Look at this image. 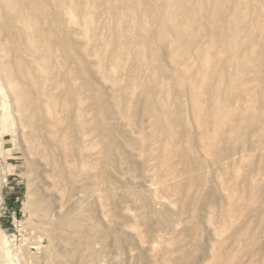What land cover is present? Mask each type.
Here are the masks:
<instances>
[{"label":"rangeland","instance_id":"rangeland-1","mask_svg":"<svg viewBox=\"0 0 264 264\" xmlns=\"http://www.w3.org/2000/svg\"><path fill=\"white\" fill-rule=\"evenodd\" d=\"M7 1L0 264H264V0Z\"/></svg>","mask_w":264,"mask_h":264},{"label":"bare ground","instance_id":"bare-ground-1","mask_svg":"<svg viewBox=\"0 0 264 264\" xmlns=\"http://www.w3.org/2000/svg\"><path fill=\"white\" fill-rule=\"evenodd\" d=\"M11 1L13 2V0H11ZM23 1H24V0H23ZM62 1H63V0H62ZM64 1H65V0H64ZM221 1H222V0H221ZM245 1H246V0H245ZM245 1H244V2H245ZM12 2H11V3H12ZM24 2H26V1H24ZM28 2H29V1H28ZM35 2H37V1L35 0ZM42 2H44V1H41V3H42ZM52 2H53V1H52ZM52 2H51V3H52ZM56 2H58V1L56 0ZM215 2H216V1H215ZM219 2H220V1H219ZM219 2H217L216 4L218 5ZM224 2H225V1H224ZM224 2H223V3H224ZM240 2H241V1H240ZM6 3L9 4V2H8L7 0H6ZM11 3H10V5H11ZM21 3L23 4L22 1H21ZM26 3H27V2H26ZM44 3H46V2H44ZM49 3H50V2H49ZM221 3H222V2H221ZM245 3H246V2H245ZM247 3H248V1H247ZM27 4H28V3H27ZM35 5H36V4H35ZM45 5H47V7H48V3L45 4ZM45 5L43 4V6L46 8ZM51 5H52V4H51ZM51 5H50V7H51ZM219 5H220V4H219ZM219 5H218V7L215 6V8L218 9V8H219ZM248 5H249V4H248ZM39 6H40V5H39ZM43 6L41 5V7H43ZM54 6H55V5H53V7H54ZM185 6H186V5H183V7H185ZM4 7L6 8V6H4ZM57 7H58V5H57ZM181 7H182V6H181ZM183 7H182V8H183ZM224 7H225V6H224ZM236 7L238 8V6H236ZM37 8H38V7H37ZM37 8H36V9H37ZM39 8H40V7H39ZM182 8H181V10H184V9H182ZM215 8H214V9H215ZM222 8H223V6H221V9H222ZM10 9H11V7H10ZM244 9H245V8H244ZM247 9H249V7H248ZM41 10H42V9H41ZM223 10H224V9H223ZM37 11H38V10H37ZM43 11H44V10H43ZM45 11H46V10H45ZM47 11H49V10H47ZM50 11H51V10H50ZM216 11H217V10H216ZM249 11H250V10H249ZM249 11H248V12H249ZM6 12H8V9H7ZM34 12H35V11H34ZM53 12H54V11H53ZM53 12H52V13H53ZM181 12H182V11H181ZM246 12H247V10H246ZM21 13H22V12H21ZM44 13H45V12H44ZM49 13H50V12H49ZM49 13H48V15L51 16L52 13H51V15H50ZM185 13H186V12L184 11L183 14H185ZM194 13H195V15H196V12H193V14H194ZM220 13H221V11H220ZM223 13H224V12H222V14H223ZM9 14H10V13H9ZM35 14H36V13H35ZM39 14H40V13H39ZM45 14H46V13H45ZM187 14H188V13H187ZM242 14H244V13H242ZM1 15H2V14H1ZM4 15H5V14H3V16H4ZM31 15H32V13H31ZM190 15L192 16V12H190ZM6 16H7V14L4 16V18H6ZM34 16H35L34 14L31 16L32 20H33V17H34ZM42 16H43V14H42ZM59 16H60V15H59ZM43 17H45V15H44ZM43 17H42V19H43ZM46 17H47V15H46ZM46 17H45V18H46ZM194 17H195V16H194ZM34 18L37 19L36 17H34ZM55 18H57V17L55 16ZM59 18H60V17H59ZM6 19H8V17H7ZM47 19H48V18H47ZM57 19H58V18H57ZM9 20H10V19H9ZM45 20H46V19H45ZM45 20H43V21L45 22ZM51 20H52L53 23H54V17L51 18ZM70 20H71V19H70ZM192 20L194 21V19H192ZM1 21H3V20L1 19ZM188 21H189V20H188ZM235 21H236V20H233V22H235ZM4 22H5V23H4ZM4 22H3V23L6 24V21H4ZM9 22H10V24L12 23L11 20L8 21V25H7V26H11V25H9ZM32 22H33V21H32ZM246 22H247V20H246ZM249 22H250V21H249ZM3 23H2V26H4ZM35 23H36V20H35L34 24H35ZM38 23H39V22H38ZM15 24H16V23H15ZM40 24H41V23H40ZM44 24H45V23H44ZM177 25H178V24H177ZM180 25H181V24H180ZM250 25H251V24H250ZM2 26H1V28H2ZM7 26H5V27H7ZM86 26H87V25H86ZM236 26H237V25H236ZM247 26H248V25H247ZM257 26H258V24H257ZM259 26H260V25H259ZM259 26H258V27H259ZM262 26H263V25H262ZM35 27H36V25H35ZM44 27H45V26H44ZM82 27H83V26H82ZM176 27H177V26H176ZM241 27H242V26L239 25L240 30H241ZM260 27H261V26H260ZM260 27H259V28H260ZM263 27H264V26H263ZM14 28H15V27H14ZM182 28L184 29V27H182ZM253 28H254V27H253ZM253 28H252V29H253ZM259 28H258V29H259ZM4 29H6V28H4ZM10 29H12V28H10ZM44 29H45V28H44ZM178 29H179V27H178ZM255 29H256V27H255ZM8 30H9V29H8ZM18 30H19V29H17V31H18ZM23 30H24V29H23ZM45 30H46V29H45ZM184 30H185V29H184ZM188 30H191V29H188ZM253 30H254V29H253ZM259 30H260V29H259ZM2 31L4 32V30H2ZM2 31H1V32H2ZM6 31H7V30H6ZM9 31H10V30H9ZM9 31H7V32H9ZM20 31H21V30H20ZM46 31H47V30H46ZM178 31H179V30H178ZM180 31H182V30H181V27H180ZM261 31H262V30H261ZM3 32H2V33H3ZM7 32H6V33H7ZM36 32H37V31H36ZM36 32H35V33H36ZM38 32H39V30H38ZM38 32H37V33H38ZM241 32H242V31H241ZM252 32H253V31H252ZM262 32H263V31H262ZM4 33H5V32H4ZM17 33H18V35L20 34V32H17ZM35 33H34V34H35ZM188 33H189V32H188ZM48 34H49V33H48ZM120 34H121V33H120ZM5 35H6V34H5ZM8 35H9V34H8ZM21 35H22V34H20L19 36H21ZM50 35H51V34H50ZM117 35H118V34H117ZM48 36H49V35H48ZM48 36H47V39H48ZM115 36H116V35H115ZM4 37H8V36H4ZM16 37H17V36H16ZM35 37H36V36H35ZM44 37H46V36H44ZM49 37H50V36H49ZM51 37H52V36H51ZM116 37H117V36H116ZM121 37H122V36H121ZM121 37H120V38H121ZM8 38H9V37H8ZM10 38H11V37H10ZM10 38H9V40H10ZM20 38H21V37H20ZM117 39H118V37H117ZM121 39H123V38H121ZM15 40H16V39H15ZM21 40H23V38H21L20 41H21ZM239 40H240V39H239ZM119 41H120V40H119ZM244 41H245V40H244ZM239 42H240V41H239ZM53 43H54V42H53ZM179 43H180V42H179ZM179 43H178V44H179ZM181 43H182V42H181ZM185 43H187V42H185ZM176 44H177V43H176ZM176 44H175V46H176ZM183 44H184V43H183ZM19 45H20V44H19ZM184 46H185V45H184ZM53 47H54V46H53ZM18 48H19V46H17V50H18ZM49 48H50V47H49ZM72 48H73V47H72ZM170 48H171V47H170ZM183 48H184V47H182V49H183ZM1 49H2V48H1ZM45 49H46V48H45ZM70 49H71V48H70ZM74 49H75V48H74ZM175 49H176V48H175ZM21 50H22V49H21ZM21 50H20V51H21ZM42 50H43V49H42ZM55 50H56V48H55ZM183 50H184V49H183ZM43 51H44V50H43ZM46 51H48V49H47ZM51 51H52V50H51ZM171 51H172V50H171ZM176 51H177V50H176ZM176 51H175V53H176ZM48 52H50V51H48ZM48 52H46V54H47ZM73 52H75V51H73ZM73 52H72V53H73ZM76 52H77V51H76ZM177 52H178V51H177ZM179 52H180V51H179ZM182 52H183V51H182ZM239 52H240V51H239ZM52 53H54V52H52ZM61 53H62V52H61ZM237 53H238V52H237ZM250 53H251V52H250ZM23 54H24V53H23ZM28 54H29V53H28ZM28 54H27V55H28ZM39 54H40V53H39ZM44 54H45V51H44ZM46 54H45V56H46ZM73 54H74V53H73ZM76 54H78V53H76ZM171 54H174V53H171ZM171 54H170V55H171ZM238 54H239V53H238ZM238 54H237V55H238ZM241 54H242V53H241ZM244 54H245V53H244ZM27 55H26V56H27ZM36 55H37V54H36ZM54 55H55V54H54ZM174 55L176 56V55H178V53H177V54H174ZM174 55H173V56H174ZM180 55H182V53H181ZM180 55H178L177 58H179ZM29 56H31V54H30ZM43 56H44V55H43ZM45 56H44L43 58H46ZM77 56H78V55H77ZM173 56H171V57H173ZM41 57H42V56H41ZM59 57H60V56H59ZM180 57H181V56H180ZM243 57H244V55H243ZM0 58H1V57H0ZM27 58H28V57H27ZM31 58H33V56H32ZM174 58L176 59V57H174ZM248 58H249V57H248ZM19 59H20V58H19ZM47 59H48V58H47ZM182 59H184V58H182ZM242 59H243V58H242ZM14 60H15V59H14ZM42 60H44V59H42ZM178 60H179V59H178ZM178 60H174V61H178ZM115 61H116V60H115ZM31 62H32V61H31ZM116 62H117V61H116ZM118 62H119V61H118ZM8 63H9V62H8ZM17 63H18V62H17ZM70 63H71V62H70ZM100 63H101V62H100ZM100 63H99V64H100ZM176 63H179V61L176 62ZM30 64H31V63H30ZM72 64H73V63H72ZM111 64H112V63H111ZM116 64H117V63H116ZM22 65H23V64H22ZM32 65H33V64H32ZM46 65H47V64H46ZM46 65H45V66H46ZM179 65H180V64H179ZM181 65H182V64H181ZM12 66H13V65H12ZM20 66H21V65H20ZM80 66H81V65H80ZM112 66H113V65H112ZM182 66H183V65H182ZM32 67H33V66H32ZM47 67L49 68V66H47ZM69 67H70V65H69ZM110 67H111V66H110ZM8 68L10 69V67H8ZM48 68H46V70H47ZM76 68H77V67H76ZM3 69H4V67H3ZM6 69H7V67H6ZM66 69H67V68H66ZM4 70H5V69H4ZM11 70H12V69H11ZM48 70H49V69H48ZM107 70H108V69H107ZM113 70H114V69H113ZM25 71H27V70H25ZM28 71H29V70H28ZM34 71H35V70H34ZM61 71H62V70H61ZM8 72H10V71L8 70ZM99 72H100V71H99ZM108 72H109V71H108ZM183 72H184V70H183ZM10 73H11V72H10ZM25 73H27V72H25ZM30 73H31V71L29 72V74H30ZM48 73H49V72H48ZM70 73H71V72H70ZM110 73H111V71H110ZM13 74H14V73H13ZM21 74L24 75V79L27 77V76L25 77V74H24V73H21ZM27 74H28V73H27ZM67 74H69L68 71H67ZM11 75H12V73H11ZM198 75H199V74L195 75V77H196V76L198 77ZM31 76H32V75H31ZM47 76H48V75H47ZM49 76H50V75H49ZM113 76H114V75H113ZM110 77H111V76H110ZM7 78H8V77H7ZM31 78H33V76H32ZM26 79H27V78H26ZM33 79H34V78H33ZM68 79H69V78H68ZM8 81H9V80H8ZM32 81H34V80H32ZM32 81H31V82H32ZM197 81H198V80H197ZM9 82H10V84L13 86V88L16 90L15 93L19 96V95L21 94V92H20V89H21V88L19 87V84L16 83L15 81H12L11 79H10ZM36 82H37V81H36ZM36 82H35V83H36ZM199 82H200V81H199ZM199 82H198V83H199ZM202 82L204 83L205 81L203 80ZM33 83H34V82H33ZM191 83H192V81H191ZM23 84H24V83H23ZM195 84H196V83H195ZM204 84H205V83H204ZM31 85H32V84H31ZM199 85H200V83H199ZM195 87H196V86H195ZM203 87H204V86H203ZM196 88H197V90L199 89L198 87H196ZM214 88H215V87H214ZM214 88H212V90H213ZM217 88H218V87H217ZM215 89H216V88H215ZM218 89H220V88H218ZM218 89H217V90H218ZM42 90H44V89H42ZM195 90H196V89H195ZM24 91H25V90H24ZM200 91H201V90H200ZM198 92H199V91H198ZM196 93H197V92H196ZM193 95H195V94L193 93ZM20 96H21V102H22V100H23L24 97H23L22 94H21ZM199 96H200V94H199ZM26 97H27V96H26ZM33 97H34V96H33ZM194 97H195V96H194ZM196 97H197V96H196ZM196 97H195V98H196ZM195 98H194V99H195ZM222 98H223V96H222ZM36 99H37V98H36ZM38 99H39V98H38ZM198 99H199V98H198ZM28 100H29V99H28ZM46 101H47V100H46ZM197 102H198V101H197ZM31 103H32V102H31ZM25 104H26V102H25ZM28 104H29V103H28ZM35 104H36V103H35ZM47 104H48V103H47ZM22 106H23V105H22ZM41 106H42V105H41ZM47 106H48V105H47ZM49 106H52V104L49 105ZM195 106H197V105H195ZM43 107H44V106H43ZM48 108H49V107H48ZM39 110H40V109H39ZM199 110H200V109H199ZM40 117H41V116H40ZM36 119H37V117H36ZM218 122H219V121H218ZM0 142H1V141H0ZM3 183H4L3 179L0 178V194H1L2 187H3ZM0 246H1V249H2L7 255H10V254H11V253H10V239H9V237H8L6 234H3V235L1 236V238H0Z\"/></svg>","mask_w":264,"mask_h":264}]
</instances>
